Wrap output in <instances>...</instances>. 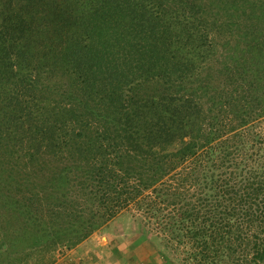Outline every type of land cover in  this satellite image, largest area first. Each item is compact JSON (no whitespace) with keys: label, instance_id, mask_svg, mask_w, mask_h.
I'll return each instance as SVG.
<instances>
[{"label":"trees","instance_id":"trees-1","mask_svg":"<svg viewBox=\"0 0 264 264\" xmlns=\"http://www.w3.org/2000/svg\"><path fill=\"white\" fill-rule=\"evenodd\" d=\"M200 5L0 0V251L127 212L195 264L264 262V137L226 135V90L196 87L215 53Z\"/></svg>","mask_w":264,"mask_h":264},{"label":"rangeland","instance_id":"rangeland-1","mask_svg":"<svg viewBox=\"0 0 264 264\" xmlns=\"http://www.w3.org/2000/svg\"><path fill=\"white\" fill-rule=\"evenodd\" d=\"M200 2V16L207 15V19L201 17V21L207 25L208 42L212 41L214 45L209 48L215 53L206 64L202 62L201 79H198L196 87L201 93L206 79L210 81L212 90H226L222 94L216 93L217 98L223 97L225 111L219 108L214 111L231 119L226 135L235 136L238 140L237 133L243 130L240 138L245 142L258 136L264 137V0ZM227 58L238 66L235 67L236 73L229 69L233 75L224 67L230 63ZM227 73L233 80L220 84V81L225 82L224 75ZM4 207L0 200V224L8 215L3 212ZM8 220L13 221L11 218ZM2 225H5L4 222ZM147 228L154 229L155 226L145 227L129 213L123 212L104 221L76 243L75 240L56 244L47 242L49 245L20 250L4 247L0 251V264L196 263L191 254H187L194 253L193 246H185L182 239L160 238Z\"/></svg>","mask_w":264,"mask_h":264}]
</instances>
